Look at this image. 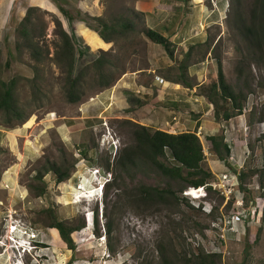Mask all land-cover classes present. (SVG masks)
<instances>
[{
	"label": "rangeland",
	"instance_id": "1",
	"mask_svg": "<svg viewBox=\"0 0 264 264\" xmlns=\"http://www.w3.org/2000/svg\"><path fill=\"white\" fill-rule=\"evenodd\" d=\"M26 1L13 0L11 13L0 18L1 81L31 78L34 73L27 52L18 55L13 48L14 27L28 7ZM44 1L42 7L32 6L39 8L33 22L43 29V38L37 39L41 50L46 45L51 55L56 19L70 36L77 66L102 56L110 61L114 80L98 89L85 77L88 89L78 102L68 103L58 69L45 58L37 65V87L22 79L17 83L15 98L27 115L25 121L7 127L0 113V264H156L158 238L163 242L170 238L176 251L195 252L198 246L217 253V264H264V173L259 183L258 172L253 171L261 167L264 155V58L257 60L258 52L250 49L236 27L237 15L247 17L252 0H143L144 10L139 11L143 15L138 18L130 13L137 0ZM21 7L23 15H18ZM95 17L106 22L128 19L134 28L109 35V43L80 30L91 48L77 27L98 30ZM144 27L166 36L171 56L139 33ZM148 58L155 60L154 74L172 83L181 72L190 87L181 82L178 86L161 82L158 92L149 87L143 96L151 103L138 112L135 97H112L111 88L120 73L144 68ZM217 61L225 82L243 88L240 114L227 120H214L203 95L216 81ZM139 76L148 85L149 75ZM218 112L220 116V107ZM126 120L143 121L150 130L194 132L201 144V166L211 173L207 181L214 189L193 199L183 196L188 186L181 181H165L143 166L125 172L114 168L117 155L131 144ZM209 135H221L227 144L224 163L210 153ZM46 162L68 169V177L55 182L52 172L42 171ZM233 169L245 175L241 188ZM103 173L110 181L96 199L94 180ZM165 185L180 199L178 207L149 209L134 195L139 186ZM38 188L42 194L35 196ZM81 193L86 199L77 197ZM237 212L242 217L230 222ZM52 218L77 227L69 234L71 250L53 240L48 227ZM27 235L35 240L28 252L22 251Z\"/></svg>",
	"mask_w": 264,
	"mask_h": 264
},
{
	"label": "trees",
	"instance_id": "2",
	"mask_svg": "<svg viewBox=\"0 0 264 264\" xmlns=\"http://www.w3.org/2000/svg\"><path fill=\"white\" fill-rule=\"evenodd\" d=\"M37 11H39L37 7H26L23 17L18 20L14 27L15 40L13 48L18 55L22 51L27 52L29 59L34 63L31 66L34 72L32 77L22 79L20 76H13L7 81L0 80V113L4 116L3 123L7 127H13L25 121L27 115L15 98L16 85L22 79L32 87H37L35 82L38 71L37 65L45 58H48L58 69L60 89L68 103L78 102L88 89L84 85L85 77L88 81L94 83L98 89L107 88L114 80L110 70V61L102 56L97 55L87 63L77 66L70 36L61 28L60 22L56 19L53 21L56 30L55 38L51 40L52 52L48 57L49 48L45 45L44 50H41L39 40H37L43 38V29L33 22V17L35 19L38 16L36 15ZM130 13L134 18L143 15L142 12L133 9L130 10ZM35 20L37 22V18ZM94 20L99 23L100 28L98 30L91 28L94 33L84 26H78L77 30L80 36V30H84L86 33L97 35L104 42H110L112 38L109 35H123L134 28L133 22L128 19L106 22L102 18L95 17ZM236 27L237 32L244 37L250 49L258 52L257 60L262 61L264 58V0H252L247 17L237 15ZM139 33L150 42L160 45L164 52L171 56L170 42L161 33L149 27L140 29ZM83 39L88 46L93 48L87 39ZM179 67L183 69V66ZM240 73L241 69H239ZM176 78L174 82L179 81L185 87H190L181 72ZM261 85L264 87V84ZM242 92V86L236 85L235 87L225 82L220 63L217 61L216 81L212 82L208 87V92L203 94L208 104L212 106L214 120L219 118L227 120L232 116L239 115L241 103L244 100ZM225 104H228V106H225ZM219 107L221 108L220 116ZM126 123L131 127V144L124 146L121 153L117 155L113 163L114 168L125 172L128 167L143 166L149 172L166 179L165 181L177 180L193 188L208 183L207 180L211 177V173L201 166L203 160L201 144L194 132L169 133L158 129L150 130L146 126L128 120H126ZM206 139L209 142L210 153L215 156V159L224 163L229 154V148L223 141V137L221 135H209ZM46 163L47 165L43 167L42 171L52 172L55 182H60L68 177V169H62V166L56 162ZM253 171L258 172V182L261 183L264 173V155L262 156L261 167ZM232 173L237 178L238 187L241 188L242 179L245 175L242 172H236L234 169ZM37 174L39 175V173ZM205 190H210V187L207 186ZM41 194L42 188H38L35 196ZM134 195L143 206L153 210L160 209L161 205L178 207L180 201L166 185L159 188L139 186V188H136ZM48 227L53 232V240H61L69 250L73 248L69 234L77 227L67 226L63 221L55 218H52ZM57 234L60 239H58ZM74 235L71 234L72 237ZM180 238L182 237L180 236ZM161 240L162 238H158L155 241L154 249L158 256L156 264H217L219 261V254L209 251L204 252L198 246L194 248L196 249L195 252L190 249L176 251L170 238L165 242ZM182 241L184 240L182 239ZM247 247V245L244 246V248Z\"/></svg>",
	"mask_w": 264,
	"mask_h": 264
},
{
	"label": "crops",
	"instance_id": "3",
	"mask_svg": "<svg viewBox=\"0 0 264 264\" xmlns=\"http://www.w3.org/2000/svg\"><path fill=\"white\" fill-rule=\"evenodd\" d=\"M142 1L143 0H137L135 2L134 8L136 10H138V11L144 10L143 9L144 3ZM195 3H200V2L195 1ZM43 4H45L44 0H36V1L35 0H27L25 3L26 6H37V7H42L41 5H43ZM12 6H13V0H0V18L1 19H2V17H1L2 14H3V18H4V17H6L7 14L11 13L12 8L15 7V6H13V7ZM23 9H24V7H21L20 10H17L18 15H23ZM165 26H167V25H165ZM162 35L165 36L164 34H162ZM148 59L149 60L147 61V65L144 68L136 69V70H132V71H125L123 73H120V75L114 81L113 87L111 88V91L113 90L112 91V97H113V94H114V96H117L118 98H120V97L122 98V96L124 94H126L129 96V98L131 100L135 97L134 98V100H135V106L134 107L136 108V110L138 112L146 109L148 102L151 103V101L148 100L150 98L145 99L143 96V95H145V93H148L147 90L149 87L158 92L160 89L158 86L159 83H161V82L170 83V81H168V79L161 78V77L157 76L156 74H154L153 65L155 63L153 61H155V60L152 58H148ZM162 62H164V61L162 60ZM142 69H144V70H142ZM143 72H145L146 75H149V77L147 76L149 79L148 85L143 84L141 82V76H139V75H140V73H143ZM170 84L178 86L177 84H180V82L177 81V82H172ZM110 102L112 103V99L110 100ZM123 103L126 104L125 99H123ZM138 123H139V125L150 127L149 125H147L143 121L139 120ZM154 129H158V128H154ZM158 130H160V129H158ZM162 131L167 132L166 130H162Z\"/></svg>",
	"mask_w": 264,
	"mask_h": 264
},
{
	"label": "clouds",
	"instance_id": "4",
	"mask_svg": "<svg viewBox=\"0 0 264 264\" xmlns=\"http://www.w3.org/2000/svg\"><path fill=\"white\" fill-rule=\"evenodd\" d=\"M97 178L98 179L94 180L95 184H96V189H97V193H95L96 194V199H97V197L98 198L101 197V195L103 193L104 186L110 181V178H109V176L106 173L98 175ZM202 202H205V201L202 200ZM24 233H26V231ZM27 238H26L27 239V245L22 249V251H26V252L32 250L33 247H31V246H34V244H35L34 243L35 240H34L33 236L27 235Z\"/></svg>",
	"mask_w": 264,
	"mask_h": 264
},
{
	"label": "built area",
	"instance_id": "5",
	"mask_svg": "<svg viewBox=\"0 0 264 264\" xmlns=\"http://www.w3.org/2000/svg\"><path fill=\"white\" fill-rule=\"evenodd\" d=\"M207 186H209V187H211L212 189H214L213 188V186L211 185V183H206V184H204V185H202V186H200V187H196V188H193V187H187V189H185L184 191H183V196H189L190 198L192 197L191 196V194H189V191L190 190H197V189H199L200 190V194H201V196H197V197H195V198H193V199H196V198H203V197H205V188L207 187ZM209 212V210L207 211V213ZM245 214V213H244ZM242 217V214L241 213H234V214H232V216H231V221L230 222H234L233 220H239L240 218ZM218 227L219 226H217V228L216 229H218ZM220 229H221V227H220ZM219 230V229H218ZM216 231V230H215ZM217 235H222V233H217ZM216 235V236H217ZM215 237V236H214ZM211 239V238H210ZM219 241V240H218ZM211 242H213V240L211 241ZM212 251V250H211Z\"/></svg>",
	"mask_w": 264,
	"mask_h": 264
},
{
	"label": "bare ground",
	"instance_id": "6",
	"mask_svg": "<svg viewBox=\"0 0 264 264\" xmlns=\"http://www.w3.org/2000/svg\"><path fill=\"white\" fill-rule=\"evenodd\" d=\"M93 173H97V171H94ZM81 191L83 190V188H82V186H80V188H79ZM89 189H91V188H89ZM96 190V189H95ZM91 191H92V189H91ZM84 192H86V191H84ZM189 194H191V196L193 197V198H195V197H197V196H201V194H200V190L199 189H197V190H190L189 191ZM95 196V195H94ZM78 198H80V197H85V195H83L82 193L81 194H79L78 196H77ZM87 197V196H86ZM86 197H85V199H86ZM88 197L90 198V197H92V196H90V195H88ZM89 200V199H88Z\"/></svg>",
	"mask_w": 264,
	"mask_h": 264
}]
</instances>
